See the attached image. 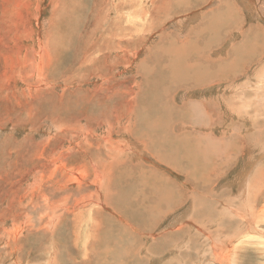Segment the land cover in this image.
<instances>
[{
	"label": "rangeland",
	"instance_id": "374dc122",
	"mask_svg": "<svg viewBox=\"0 0 264 264\" xmlns=\"http://www.w3.org/2000/svg\"><path fill=\"white\" fill-rule=\"evenodd\" d=\"M170 1L0 0V264H264V0ZM184 43L213 81L170 77Z\"/></svg>",
	"mask_w": 264,
	"mask_h": 264
},
{
	"label": "bare ground",
	"instance_id": "6f19581e",
	"mask_svg": "<svg viewBox=\"0 0 264 264\" xmlns=\"http://www.w3.org/2000/svg\"><path fill=\"white\" fill-rule=\"evenodd\" d=\"M172 1V0H171ZM170 1V2H171ZM176 1H182V0H176ZM221 1L222 0H220L219 1V3H220V6H218V8L215 10V11H221L222 9H224L225 7H227V5H222V3H221ZM168 2V1H167ZM173 2V1H172ZM193 2V1H192ZM181 3V2H180ZM254 2H252V0H241V5L242 6H244V7H246V9H248V6L251 8V10H254V4H253ZM172 4V3H171ZM173 6V5H172ZM116 7V6H115ZM177 7H179V5L177 6ZM190 7V4L189 5H187L186 6V8H189ZM175 8V7H174ZM173 8V9H174ZM146 10V9H145ZM147 10H148V8H147ZM183 10H185V8L183 9ZM149 11V10H148ZM174 12H177L176 11V9H175V11ZM179 12V11H178ZM211 14V13H210ZM261 14V13H260ZM207 15V14H206ZM226 15V14H225ZM223 17H225V16H222V19L221 20H223ZM262 17H263V15H262ZM195 19H196V17H195ZM226 22H225V20H223V22L220 24L221 26H227L228 25V23H229V17H228V15H226ZM244 24V23H243ZM120 26V25H119ZM191 26V25H190ZM194 26V25H193ZM118 27V26H117ZM238 27H240V26H238ZM238 27H236L235 29H238ZM241 27H242V25H241ZM73 28V27H72ZM191 28V27H190ZM230 28L231 27H229V28H227L226 29V31H230ZM192 29V28H191ZM111 33V32H110ZM249 33H251V32H249ZM214 34V35H213ZM220 34V33H219ZM219 34H218V32L215 30V28H213V27H208L207 28V32H206V40H205V42H204V44H206V45H209V44H213V43H215L216 41H218V42H220V41H222L221 39H223V38H221L220 39V36H219ZM250 35V34H249ZM215 36V37H214ZM223 36V35H222ZM178 37V36H177ZM180 38V37H179ZM196 39H198V35L195 37ZM244 38V37H243ZM108 39V38H107ZM63 41V40H62ZM246 41H247V39H246ZM177 42V41H176ZM217 43V42H216ZM221 43V42H220ZM219 43V44H220ZM253 43V45H254V47L256 46V45H259V43L257 42V41H253L252 42ZM111 44H113V43H111ZM245 47H243V45H238V48H237V50H235V51H233V56H235V58L233 59V60H230V62H229V64H228V60H227V62H226V64H223V65H226V67L224 66L223 67V69L225 70V69H227L228 70V73H223L222 75L224 76V78H226L227 76V74L229 75V76H232V68L236 65V62H235V60H237L239 57H241V53L238 51V49L239 50H245V49H247L246 47H247V44H249V43H242ZM237 45V44H236ZM261 46V45H260ZM253 47V46H252ZM60 48V47H59ZM194 45H192L191 46V48H189L188 46H187V43H184L181 47H178V48H176V50L175 51H177V52H179V53H181V59L183 60V61H179V62H175V61H173V60H169V65L171 66V71L170 72H172L173 74L171 75V76H173L174 75V77H175V80H177V81H183V80H192V81H194V82H196V83H198L199 85H201V86H204L205 85V83L208 81V82H211V81H213V79H214V77L213 78H211V75H213L212 73V70H210V71H208L207 72V70H209V69H212L211 68V66L209 67V64H202L200 67L199 66H192V70H191V68H190V66L188 65V63H192V61H194V60H196V58H197V54L196 53H194ZM245 52V51H244ZM200 53L201 54H203L204 53V51H200ZM247 56V55H246ZM185 58H190V61L187 63V62H184V60H185ZM188 60V59H187ZM242 61V60H241ZM240 61V62H241ZM211 62H213V61H211ZM233 62V63H232ZM239 62V64H241ZM214 63V62H213ZM216 63H217V61H216ZM50 64V63H49ZM243 64V63H242ZM44 65V64H43ZM222 65V66H223ZM215 66V65H214ZM216 67V66H215ZM240 68V67H239ZM238 68V69H239ZM238 69H236V70H238ZM48 71V70H47ZM206 71V72H205ZM218 71V70H217ZM239 71V70H238ZM205 72V73H204ZM224 72V71H223ZM188 74H189V76H188ZM218 74H216V76H217ZM188 76V77H187ZM233 76H235V75H233ZM237 76V75H236ZM218 78V77H217ZM49 83V82H48ZM45 85V84H44ZM167 87V86H166ZM193 87H195V86H193ZM61 89V88H60ZM248 89V88H247ZM251 90V89H250ZM254 90H256V89H254ZM165 92V91H164ZM163 92V93H164ZM242 95V94H241ZM164 96H165V94L163 95V97L162 98H164ZM167 97H168V95H167ZM166 97V98H167ZM170 97V96H169ZM255 99V98H254ZM130 100V99H129ZM166 102H167V100H166ZM165 102V100H164V106H163V112H164V117H166L165 118V121H168V120H170V118L172 117V116H174L175 118H181L180 120L181 121H190L191 120V117H188V115H189V113H190V107L188 108V111H184V112H180V116L177 114V112L175 111V109L174 110H172V109H170L169 111H167V109H164V107L165 106H168L167 105V103ZM264 103V102H263ZM192 104H194V103H192ZM204 105V104H203ZM211 105V104H210ZM196 106V105H195ZM205 106H207V105H205ZM53 107V106H52ZM168 107H170V106H168ZM167 107V108H168ZM201 107V106H200ZM212 107V106H211ZM193 108H191V110H192ZM209 109H210V107H209ZM202 110V109H201ZM212 110V109H211ZM129 111V110H128ZM211 113H212V111H211ZM210 113V114H211ZM143 114V113H142ZM191 114V113H190ZM137 115V114H136ZM192 116V115H191ZM138 117V116H137ZM194 118V117H193ZM140 119V118H139ZM140 121V120H139ZM215 121V120H214ZM137 122V121H136ZM170 122V121H169ZM138 123V122H137ZM129 125V124H128ZM133 125V124H132ZM135 125V124H134ZM130 126V125H129ZM138 126V125H137ZM133 127H136V126H133ZM145 127V126H144ZM139 128V127H138ZM143 127H141V131H135V133H137L141 138H143V137H147L148 138V136H146V129H142ZM252 129V128H251ZM133 131V130H132ZM160 132H161V135L163 136V132H162V130L160 129ZM158 133H159V131H158ZM148 135V134H147ZM163 142L161 143V142H156L155 143V145H154V143H153V146H159V148L161 149V153H162V155H163V158L166 160V161H168V162H171V161H173V160H179V158L177 159V158H175V156H177V155H179V149H178V147H180L181 148V145H178L177 147L175 146L174 148H171V144H172V142L170 141V140H162ZM145 142V141H144ZM148 142V141H147ZM147 146L149 147V144H147ZM152 145H150V147H151ZM137 147V146H136ZM138 148V147H137ZM156 148V147H155ZM158 148V149H159ZM149 149V148H148ZM154 149V148H153ZM152 149V150H153ZM159 149V150H160ZM196 149V148H195ZM136 151H137V149H136ZM155 151V150H154ZM158 151V150H157ZM193 152H199V150L197 149V150H192ZM138 152V151H137ZM160 152V151H159ZM139 153H141V152H139ZM182 153V152H181ZM156 154V153H155ZM154 154V155H155ZM200 158V156L197 158V159H199ZM184 159V158H183ZM204 160H196V161H193V160H190V161H186V160H184V161H182V162H185V164H188L189 162V167H188V169L189 168H191V170L193 169V168H195L196 167V165L197 166H199V162L200 163H202ZM192 167H191V166ZM255 165V164H254ZM194 166V167H193ZM187 168V167H186ZM203 172V171H202ZM199 173V172H198ZM214 173V172H213ZM206 178V177H205ZM237 180H238V178H237ZM239 181H240V179H239ZM236 182V181H235ZM238 187V186H237ZM241 188V187H240ZM243 189V188H242ZM242 189L240 190V191H242ZM213 190V189H212ZM161 192V191H160ZM209 192H211V191H209ZM244 192V191H243ZM242 193H240V195H241ZM244 197H245V195L244 194H242ZM239 196V195H238ZM250 196V195H249ZM247 200H251V199H247ZM104 201V200H103ZM105 202V201H104ZM106 203V202H105ZM256 203V202H255ZM254 203V204H255ZM249 204H251V203H249ZM251 207H253L252 205L250 206V205H248V206H246V208H247V210H254V208L252 209ZM156 207L154 206L153 207V210H152V220H153V223H156L155 222V218H158L159 217V215H158V213H157V215H153V213H155V212H157V210L158 209H155ZM204 210H206L207 211V209H203V211ZM158 212H160V211H158ZM248 212V211H247ZM119 213V212H118ZM130 213V212H129ZM120 214V213H119ZM204 214H205V211H204ZM132 215V214H131ZM223 216L224 215H226V213L224 212V214H222ZM262 215H264V209L261 211V216H258L257 218H256V221H255V225H258L260 222H261V218H262ZM222 216V217H223ZM226 217V216H225ZM229 217V216H228ZM222 219V218H221ZM226 221V223H225V226L226 227H228V226H231V225H233V221L232 220H229V221H227V220H225ZM213 222H215V221H213ZM125 223H128L127 221L125 222ZM124 223V224H125ZM143 224V226H144V223L145 222H142ZM55 224V223H54ZM80 224V223H79ZM81 224H82V222H81ZM117 224V223H116ZM147 224L148 225H146V227H145V229H146V231H143V232H141V233H144V234H142L141 236L142 237H145V233L146 234H148V235H150L151 233H147V232H150L149 231V227L151 226V224L149 223V222H147ZM177 224V223H176ZM213 224V223H212ZM83 225V224H82ZM127 225V224H126ZM80 226V225H79ZM130 226V225H129ZM132 226V225H131ZM174 226V225H173ZM82 227V226H81ZM118 227V226H117ZM78 228H80V227H78ZM87 228V227H86ZM85 228V229H86ZM199 228H201V227H197V232L199 233L201 230H202V232H204V230L203 229H199ZM110 229V228H109ZM138 229V228H137ZM227 229H229V228H227ZM255 229V228H254ZM52 230V229H51ZM113 230V229H112ZM83 231H85L84 229H83ZM130 231V230H129ZM249 231V230H248ZM258 231V230H257ZM136 232V231H135ZM201 232V233H202ZM248 233V232H247ZM247 233H245V234H247ZM259 233V232H258ZM262 233H264V232H262ZM138 234V233H137ZM201 235H203L202 237H207V240H210V237H208V236H206V234H201ZM260 235V234H259ZM264 235V234H263ZM96 236V235H95ZM244 236V235H243ZM246 236V235H245ZM245 236L243 237V239L245 238ZM254 236V235H253ZM148 237H150V236H148ZM249 237V236H248ZM60 238V237H59ZM238 238V236L237 237H234V241L231 243V244H233L234 242H236V241H238V240H236ZM89 239V238H88ZM257 239H259L260 241H261V239L262 238H257ZM264 239V238H263ZM263 239H262V241H263ZM86 240V239H85ZM140 239H138V241H139ZM247 240V239H246ZM249 240V239H248ZM259 240H257V241H259ZM87 241H89V240H87ZM137 241V242H138ZM211 241V240H210ZM220 241V240H219ZM243 241V240H242ZM245 241V240H244ZM231 242V240H230V238H223L222 239V243L223 244H227V246L226 247H224V250L226 251V255L229 257L228 259H226L225 260V262H223V261H216L217 263H215V264H218V262H222V263H224V264H241L239 261H238V257L237 258H234L235 257V255H237L236 254V252L234 251V250H231V249H229V250H227L228 248H229V244L228 243H230ZM239 242V241H238ZM247 242V241H246ZM251 242V241H250ZM252 242H254V241H252ZM134 243V242H133ZM139 243V242H138ZM221 243V242H220ZM221 243V244H222ZM242 243V242H241ZM215 244V243H214ZM243 244V243H242ZM137 245V244H136ZM233 245H235V243L233 244ZM206 246H209V247H212V242H208L207 241V243H206ZM247 246V245H246ZM55 247V246H54ZM133 247V246H132ZM235 247V246H234ZM139 248V247H138ZM137 248V249H138ZM132 249V248H131ZM223 249V248H222ZM245 250V249H244ZM216 252V255H218L217 253L219 252V250H216L215 251ZM215 252H213V254H212V258H213V260H217V258H216V255H215ZM134 253V252H133ZM238 254H241V251L239 250V252H238ZM258 256H261V254H258ZM134 257H135V255L130 259V260H128L129 261V263L130 264H134L133 263V259H134ZM200 257V256H199ZM201 259V258H200ZM224 259V258H223ZM134 260H137V259H134ZM178 260V259H177ZM213 262V261H212ZM197 262H195L194 264H196ZM122 264H128L127 262H125V263H122ZM178 264H187V261L186 260H183V258L179 261L178 260ZM211 264V263H210Z\"/></svg>",
	"mask_w": 264,
	"mask_h": 264
},
{
	"label": "crops",
	"instance_id": "0c3cea01",
	"mask_svg": "<svg viewBox=\"0 0 264 264\" xmlns=\"http://www.w3.org/2000/svg\"><path fill=\"white\" fill-rule=\"evenodd\" d=\"M199 67H200V66H199ZM172 74H173L172 72L169 73L170 77H171L172 79L175 80L174 75L171 76ZM188 76H189V74H188ZM188 76H187V77H188ZM154 100L157 101L158 99H154ZM162 118H163V114H161L160 116H157V117H156V121H161ZM165 118H166V117H164V121H165ZM172 145H175V144L172 142L171 146H172ZM161 159H162V161H164V162H168V161H166V160L163 158V155H162ZM168 163H171V162H168ZM184 169H185V168H184Z\"/></svg>",
	"mask_w": 264,
	"mask_h": 264
}]
</instances>
